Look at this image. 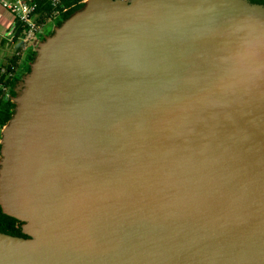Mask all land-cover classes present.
Returning <instances> with one entry per match:
<instances>
[{"label": "water", "instance_id": "1", "mask_svg": "<svg viewBox=\"0 0 264 264\" xmlns=\"http://www.w3.org/2000/svg\"><path fill=\"white\" fill-rule=\"evenodd\" d=\"M36 52L0 264H264V6L86 0Z\"/></svg>", "mask_w": 264, "mask_h": 264}, {"label": "trees", "instance_id": "2", "mask_svg": "<svg viewBox=\"0 0 264 264\" xmlns=\"http://www.w3.org/2000/svg\"><path fill=\"white\" fill-rule=\"evenodd\" d=\"M57 6L54 5V0H39L38 8V22L40 24H45V21L56 16L57 12H60L61 15L58 16L57 26L62 25L64 21L69 19L77 11L81 10L84 7L86 0H57ZM64 9H67V12H63ZM22 35V31L19 30L17 33L16 43L18 44V55L14 56L9 67L6 69V72L1 76L0 81L4 83V87L9 91V97H7V92H3L0 97V128H4L15 113V104L12 101V97L16 95L15 88L20 82V80L30 72V64L35 60L37 52L35 46L30 48L24 58V73L19 74L18 70L21 66L20 61V50L23 48V42H20L19 37ZM40 39L36 40V44L39 43ZM12 67L16 69L13 70ZM13 73V77H9V74ZM2 138L0 132V139ZM1 150V144H0ZM0 232L9 234L17 237H24L22 233V222L18 221L15 218L7 216L3 213L0 207Z\"/></svg>", "mask_w": 264, "mask_h": 264}, {"label": "built area", "instance_id": "3", "mask_svg": "<svg viewBox=\"0 0 264 264\" xmlns=\"http://www.w3.org/2000/svg\"><path fill=\"white\" fill-rule=\"evenodd\" d=\"M0 4L14 19L13 26L8 33L12 40H16L19 30L22 31V35L19 37L20 42L28 43L38 39L43 32V24H40L37 20L39 16V0H0ZM57 4L58 1L54 0V5L57 6ZM67 11V9H64L63 12ZM60 15V12L56 13V16ZM12 69L15 70L16 68L12 67ZM5 72L6 69L4 70ZM13 76V73L9 74V77ZM2 130L3 128H0L1 133Z\"/></svg>", "mask_w": 264, "mask_h": 264}, {"label": "crops", "instance_id": "4", "mask_svg": "<svg viewBox=\"0 0 264 264\" xmlns=\"http://www.w3.org/2000/svg\"><path fill=\"white\" fill-rule=\"evenodd\" d=\"M13 17L11 14L2 8L0 4V79L1 76L4 73V70L7 69L14 58L18 54V44L16 43L15 40H12L10 36H8V33L10 29L13 26ZM12 49V53L9 52V50ZM26 56V53L24 57ZM24 59H20L21 66L18 70L19 74L24 73ZM4 83L0 81V89H1V95L5 91L7 92L8 90L3 86ZM7 96V95H6ZM8 97V96H7Z\"/></svg>", "mask_w": 264, "mask_h": 264}, {"label": "rangeland", "instance_id": "5", "mask_svg": "<svg viewBox=\"0 0 264 264\" xmlns=\"http://www.w3.org/2000/svg\"><path fill=\"white\" fill-rule=\"evenodd\" d=\"M59 17L58 16H54L52 17L51 19H48L45 21V24H43V31H46L47 29H54L55 28V24L57 23ZM23 48L20 50V58L24 59V55L25 53H27V51L30 49V48H33L34 46L36 47V41L33 40L31 42H28V43H23ZM12 49L13 47L9 50L10 53H12ZM20 62V61H19ZM0 95H1V89H0ZM7 96L9 97V91H7Z\"/></svg>", "mask_w": 264, "mask_h": 264}, {"label": "flooded vegetation", "instance_id": "6", "mask_svg": "<svg viewBox=\"0 0 264 264\" xmlns=\"http://www.w3.org/2000/svg\"><path fill=\"white\" fill-rule=\"evenodd\" d=\"M249 2L253 3V4H258V5H262L264 6V0H248ZM55 28L57 27V23L55 24ZM55 28L52 29H47L46 31H43L42 34L38 37V39H40L39 41L43 40L45 37L52 35L54 33ZM37 47V45H36ZM35 47V49H36ZM1 158V157H0Z\"/></svg>", "mask_w": 264, "mask_h": 264}]
</instances>
